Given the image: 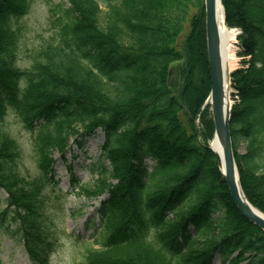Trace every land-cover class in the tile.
<instances>
[{"label":"trees","instance_id":"16d2710c","mask_svg":"<svg viewBox=\"0 0 264 264\" xmlns=\"http://www.w3.org/2000/svg\"><path fill=\"white\" fill-rule=\"evenodd\" d=\"M65 2L57 42L24 70L16 22L33 0H0L3 232L24 244L31 264H50L57 234L46 191L59 183L56 153L65 159L72 142L83 148L103 133L96 183L71 181L100 201L97 245L83 264H213L217 253L223 263L264 264V231L238 211L208 147L215 125L205 103L212 81L203 1L192 16L194 0ZM222 3L250 57L232 76L234 157L247 199L264 211V0ZM9 111L35 133L37 175L18 167Z\"/></svg>","mask_w":264,"mask_h":264},{"label":"rangeland","instance_id":"374dc122","mask_svg":"<svg viewBox=\"0 0 264 264\" xmlns=\"http://www.w3.org/2000/svg\"><path fill=\"white\" fill-rule=\"evenodd\" d=\"M202 1L204 4V0ZM194 3L190 4L189 16L199 12V2L194 0ZM68 6L69 4L65 0H33L29 13L16 22L21 35L17 62L20 68L24 70L31 68L39 50L57 42L60 34L58 33L60 30L58 18L63 15V9ZM102 9L106 11L103 2ZM102 16L104 17L103 14ZM238 41L239 43L235 47H237L236 52L240 61L234 71L245 68L247 60L250 59L247 55L243 56V47L240 45V40ZM4 124L21 147V157L18 161L21 173L25 176L37 175L39 171L32 144L35 133L26 130L12 111H9ZM103 140L104 134L99 133V135L87 138L83 148H79L71 140L72 146L66 153L65 159L56 153L55 171L59 183L54 188L53 185L48 186L46 191L47 209L50 211L48 214L51 215L53 231L57 234V246L50 259V264H83L88 248L97 245L94 241V233L100 228L101 219L96 212L100 201L95 197L88 196L83 191H75L71 181L72 178H76L78 184L96 183L99 174L96 170L93 171L92 167L97 164L102 155ZM211 140L212 138L209 139V143ZM239 146V151L243 152L245 146L242 143ZM147 161L149 164L152 163L151 160ZM105 163L109 165L107 159ZM5 197V192L1 191L0 198L4 199ZM214 215L218 217L221 213L217 211ZM3 231L2 223H0V264H31L24 244ZM245 263L243 262V264ZM213 264L228 263H223L222 257L217 253Z\"/></svg>","mask_w":264,"mask_h":264},{"label":"water","instance_id":"95a60500","mask_svg":"<svg viewBox=\"0 0 264 264\" xmlns=\"http://www.w3.org/2000/svg\"><path fill=\"white\" fill-rule=\"evenodd\" d=\"M218 0H204L205 4V26L208 48V59L210 61L211 70V89L209 103L211 104V112L215 125L214 137H217L223 147L222 158L209 145L217 158L218 167L221 170L222 178L228 185L239 212L250 222L259 226L264 231V212L260 211L250 202L242 189L239 179V172L234 157L231 135V104L229 102V79L232 75L230 69L226 67L223 58V39L218 25L217 4ZM222 3V0H219ZM224 14V5L222 3ZM225 20V14H224ZM225 22V21H224ZM223 165V169L221 166Z\"/></svg>","mask_w":264,"mask_h":264},{"label":"bare ground","instance_id":"6f19581e","mask_svg":"<svg viewBox=\"0 0 264 264\" xmlns=\"http://www.w3.org/2000/svg\"><path fill=\"white\" fill-rule=\"evenodd\" d=\"M217 15H218V25L220 26V32L223 39L222 47H223V58L225 59V64L228 69L231 71H234V68L238 65L240 58L236 52V41H237V29L236 28H229L225 24L224 20V14L222 10V3L217 2ZM97 142V141H95ZM92 144V143H91ZM210 146L213 148L215 152L218 153L220 158H222L223 155V147L217 137H214L210 141ZM211 149V148H210ZM212 150V149H211ZM212 150V151H213ZM213 151V153H214ZM223 159V158H222ZM221 169H223V165L221 166Z\"/></svg>","mask_w":264,"mask_h":264}]
</instances>
